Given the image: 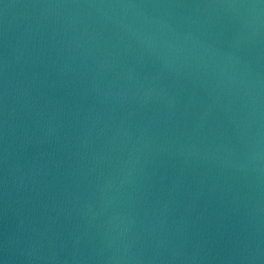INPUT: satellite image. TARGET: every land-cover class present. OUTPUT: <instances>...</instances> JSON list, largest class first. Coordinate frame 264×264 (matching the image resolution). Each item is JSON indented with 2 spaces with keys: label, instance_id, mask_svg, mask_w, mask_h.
I'll return each mask as SVG.
<instances>
[{
  "label": "water",
  "instance_id": "water-1",
  "mask_svg": "<svg viewBox=\"0 0 264 264\" xmlns=\"http://www.w3.org/2000/svg\"><path fill=\"white\" fill-rule=\"evenodd\" d=\"M0 264H264V0H0Z\"/></svg>",
  "mask_w": 264,
  "mask_h": 264
}]
</instances>
